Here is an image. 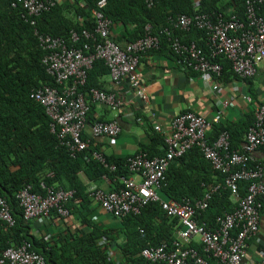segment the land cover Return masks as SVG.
Wrapping results in <instances>:
<instances>
[{
    "label": "built area",
    "instance_id": "built-area-1",
    "mask_svg": "<svg viewBox=\"0 0 264 264\" xmlns=\"http://www.w3.org/2000/svg\"><path fill=\"white\" fill-rule=\"evenodd\" d=\"M262 1L246 0L243 20L236 15L228 18L207 13L177 15L169 18L168 25L158 34H153L151 25L147 24L141 38L123 46L112 39L113 23L103 12L107 0H96L95 8L90 11L95 25L93 30H72L69 41L35 30L39 46L45 51L41 63L56 87L44 85L32 94V98L42 106L50 120V132L56 135L59 144L66 148L72 158L90 147L96 139L114 142L121 131L115 120L93 123L87 120L90 102L104 104L112 110H120L121 106L113 92L97 89H90L87 94L82 92L88 71L96 61L104 63L115 84L126 85L136 98L148 103L149 98L139 79L137 67L143 55L160 49L161 37L166 36L175 56L216 93L219 109L210 119L185 111L171 120L167 132L159 125H153L154 130L163 136L165 154L148 158L146 154L138 153L128 157L126 165L130 176L119 178L118 190L104 192L95 185L88 188L93 201L116 219L139 215L142 208L152 202L159 203L168 217L177 219L179 229L172 248L163 244L141 251V256L152 263L209 264L210 259H215L221 264H264V256L251 260L247 258L246 251L247 242L258 235L260 212L264 206L259 200L264 198V169L250 165L253 153L264 147V103H257L253 108L254 120L245 133L241 150H229L226 131L212 142L207 137L213 125L221 122L224 111L230 105L229 100L219 98L222 94V66L215 60H227L240 81L254 78L264 61V19L257 13ZM57 4V0H15L12 7L21 6L24 11L22 17L34 27L37 19ZM195 5L198 2L195 1ZM192 29L204 35L206 51L196 42L184 43L172 34L173 30L189 32ZM80 41L82 47L77 45ZM86 97H90L89 101ZM243 99L252 101L249 95H244ZM192 148L199 149L213 170L224 175V187L230 191V197L236 203L232 212L216 217L212 226L201 222L199 215L207 210L212 195L222 188L221 185L212 186L202 198L194 200L185 198L177 202L162 199L159 195L170 163ZM92 157L109 171L117 170V166L108 163L99 151H94ZM243 181L249 183L247 193L239 197V183ZM42 187L44 194L33 192L30 185L17 193L23 219L42 225L51 219L52 212L67 218L69 210L66 204L72 199L74 191ZM93 220L96 218L93 217ZM2 222L13 226L15 221L6 199L0 195ZM191 242L200 245L203 254L190 247ZM0 264L47 263L41 254L33 250L30 242H24L0 251Z\"/></svg>",
    "mask_w": 264,
    "mask_h": 264
},
{
    "label": "trees",
    "instance_id": "trees-1",
    "mask_svg": "<svg viewBox=\"0 0 264 264\" xmlns=\"http://www.w3.org/2000/svg\"><path fill=\"white\" fill-rule=\"evenodd\" d=\"M14 1L0 0V195L6 199L15 221L13 226L0 223V251L30 242L47 264H157L142 257L141 251L163 244L172 248L179 229L177 219L168 217L159 203L152 202L145 205L139 215L122 219L111 216L113 222H104L103 215L97 213L101 206L90 197L89 186L80 179V174L94 184L106 177L110 181L109 191H116L120 188L119 178L130 176L127 158L103 154L108 163L117 166L116 171H109L92 157L94 151L100 152L99 144L95 143L99 139L76 157H70L56 135L50 132V120L44 109L32 98V94L44 85L56 87L41 63L45 51L39 46L34 28L67 41L72 30L92 31L95 25L90 11L95 8L96 0H82L86 6L73 7V11L67 7V12L64 5L57 4L37 19L35 27L22 17L21 6L12 7ZM245 2L199 0L195 5V0H107L103 12L113 23L112 35L115 29L123 30L122 34L112 38L120 44L123 39L128 43L141 38L147 24L151 25L153 34H158L168 25V19L177 15L207 13L220 14L224 18L236 15L243 20ZM257 13L264 19V0ZM172 34L184 43L194 41L205 51L207 49L204 35L199 30H173ZM82 41L77 44L79 47H82ZM167 43L166 36H162L160 49H169L173 54ZM215 62L222 66L221 83L240 80L227 60L217 58ZM104 75H108L107 68L102 61H96L88 71L82 92L87 94L90 89L111 92L99 82ZM92 104L90 102L88 122L102 121L94 118ZM253 113V110L249 111L238 122L226 120L214 124L207 134L208 140L212 142L226 131L229 150H241L245 133L254 120ZM139 115L136 111L137 119H140ZM148 138L149 143L141 145L137 154L144 153L148 158L163 156V136L152 127ZM250 165L252 168L263 167L252 162ZM248 184L246 181L239 183V197L246 195ZM26 185L40 194L45 193L43 185L73 190L74 195L66 204L69 216L61 218L52 212L51 219L42 225L25 221L16 196ZM215 185L222 188L212 195L207 210L199 215L200 221L209 226L216 217L232 212L236 203L224 187V175L213 170L199 149L192 148L170 163L159 195L162 199L177 202L185 198L194 200L202 198ZM259 200L264 204V198ZM57 220L58 225L55 224ZM58 226L62 229H57ZM190 247L203 254L200 245L191 242ZM209 264L221 263L210 259Z\"/></svg>",
    "mask_w": 264,
    "mask_h": 264
},
{
    "label": "crops",
    "instance_id": "crops-1",
    "mask_svg": "<svg viewBox=\"0 0 264 264\" xmlns=\"http://www.w3.org/2000/svg\"><path fill=\"white\" fill-rule=\"evenodd\" d=\"M57 1L58 5H64L66 12L67 7L73 11V7L86 6L82 0ZM114 32L113 36H119L123 30L118 28ZM126 43L123 39L120 45L123 46ZM168 47L170 48L169 44ZM173 54L169 49L168 51L159 49L141 57L137 73L148 95V103L136 98L127 90L126 85L115 84L109 75L99 78L104 89L115 93L121 104L120 110H112L104 104H92V114L95 119L115 120L121 127L114 142H105L102 138L95 142L96 145L99 144L100 153L116 158H128L137 154L141 145L149 143L148 134L153 125L157 124L167 132L171 120L185 111L203 115L207 119L216 114L219 109L216 93L210 86L204 84L198 74L191 72L185 63ZM220 87L222 94L219 98L230 101L221 121L238 122L245 114L253 110L255 104L264 103V61L259 65L254 78L248 81L232 80L230 83H221ZM244 95H251L252 101H245ZM86 99L89 101L90 97ZM136 111L140 113L139 121L136 118ZM252 163L262 165L264 169V147L253 153ZM80 179L88 186L95 185L103 191L108 190L104 192L110 190V181L106 177L97 184L89 182L83 174H80ZM55 224L58 225L59 221H55ZM61 227L56 228L62 229ZM246 251L247 258L251 260L264 256V206L260 212L258 235L247 242Z\"/></svg>",
    "mask_w": 264,
    "mask_h": 264
},
{
    "label": "rangeland",
    "instance_id": "rangeland-1",
    "mask_svg": "<svg viewBox=\"0 0 264 264\" xmlns=\"http://www.w3.org/2000/svg\"><path fill=\"white\" fill-rule=\"evenodd\" d=\"M101 186V185H100ZM102 187V186H101ZM104 188V187H103ZM104 191H108V190H104ZM98 214H101L103 215V218H104V222H113V219L111 216L107 215L104 213V211L100 208L98 211H97ZM102 218V217H101Z\"/></svg>",
    "mask_w": 264,
    "mask_h": 264
},
{
    "label": "clouds",
    "instance_id": "clouds-1",
    "mask_svg": "<svg viewBox=\"0 0 264 264\" xmlns=\"http://www.w3.org/2000/svg\"><path fill=\"white\" fill-rule=\"evenodd\" d=\"M35 27V26H34ZM35 30H37L39 33H41L38 29H36V28H34V33H35ZM42 34H44V33H42Z\"/></svg>",
    "mask_w": 264,
    "mask_h": 264
}]
</instances>
